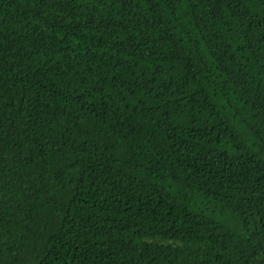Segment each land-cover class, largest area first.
<instances>
[{
	"label": "trees",
	"instance_id": "trees-1",
	"mask_svg": "<svg viewBox=\"0 0 264 264\" xmlns=\"http://www.w3.org/2000/svg\"><path fill=\"white\" fill-rule=\"evenodd\" d=\"M0 264H264V0H0Z\"/></svg>",
	"mask_w": 264,
	"mask_h": 264
}]
</instances>
